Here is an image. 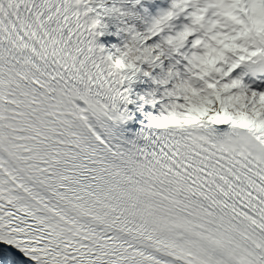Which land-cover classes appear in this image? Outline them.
I'll return each instance as SVG.
<instances>
[{
    "label": "snow or ice",
    "instance_id": "1",
    "mask_svg": "<svg viewBox=\"0 0 264 264\" xmlns=\"http://www.w3.org/2000/svg\"><path fill=\"white\" fill-rule=\"evenodd\" d=\"M129 2L0 0V264H264V0Z\"/></svg>",
    "mask_w": 264,
    "mask_h": 264
},
{
    "label": "trees",
    "instance_id": "2",
    "mask_svg": "<svg viewBox=\"0 0 264 264\" xmlns=\"http://www.w3.org/2000/svg\"><path fill=\"white\" fill-rule=\"evenodd\" d=\"M112 1V0H111ZM126 8L132 9L133 11L138 12L141 16L145 15V8L147 9V14L148 17L150 18L151 16H155L159 13L160 9L163 8H167V0H153L152 2H147L146 0H141L140 4H136L134 7L132 5L131 2L127 3L125 5ZM125 20H128L129 23H135L138 29H143L145 27V25L143 24V22L139 19L137 20H129L128 17H125ZM126 25L120 23V22H116L114 23V34L119 38L117 41V45H123L124 41L127 39L128 37V33L123 31V28ZM145 69H147V65L143 66ZM156 71H159V69H157ZM155 74V73H153ZM141 77V76H140ZM142 79H144L146 82L150 83V85L152 86H156L152 80L151 77L148 76H143L141 77Z\"/></svg>",
    "mask_w": 264,
    "mask_h": 264
},
{
    "label": "rangeland",
    "instance_id": "3",
    "mask_svg": "<svg viewBox=\"0 0 264 264\" xmlns=\"http://www.w3.org/2000/svg\"><path fill=\"white\" fill-rule=\"evenodd\" d=\"M111 0H108V3L111 4ZM107 19V18H106ZM114 23H109V29L107 31L108 34V39L106 40L108 47L110 48L113 44H117L116 41H118V37L115 36L114 30H113V25ZM142 77V74H141ZM140 77L139 80L133 81L134 87L132 89V94L134 96V99L137 101V104L140 106L143 101L136 99L137 94L139 95H146L148 91H150L153 87L150 86V83L146 82L144 79ZM145 113H148L149 111L151 112H156L157 109L153 108L151 105L144 104L143 108Z\"/></svg>",
    "mask_w": 264,
    "mask_h": 264
},
{
    "label": "bare ground",
    "instance_id": "4",
    "mask_svg": "<svg viewBox=\"0 0 264 264\" xmlns=\"http://www.w3.org/2000/svg\"><path fill=\"white\" fill-rule=\"evenodd\" d=\"M107 39H108V34L106 32L104 35L98 37V43H103L105 44L106 47H108L107 42H106ZM133 87H134V83L132 82V89ZM131 95L134 99L132 92H131ZM127 107L130 110L129 115L132 118L124 122L129 128L141 126L140 121H144L145 123H147L146 113L144 112L143 109L140 108L136 100H135V103L129 104Z\"/></svg>",
    "mask_w": 264,
    "mask_h": 264
},
{
    "label": "clouds",
    "instance_id": "5",
    "mask_svg": "<svg viewBox=\"0 0 264 264\" xmlns=\"http://www.w3.org/2000/svg\"><path fill=\"white\" fill-rule=\"evenodd\" d=\"M134 45L132 47H128L125 51L121 52V55L117 57L120 60V65L116 67H124V66H132L136 62V52L134 51Z\"/></svg>",
    "mask_w": 264,
    "mask_h": 264
}]
</instances>
